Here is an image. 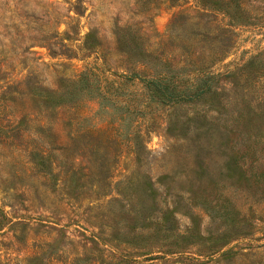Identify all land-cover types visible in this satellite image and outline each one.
Instances as JSON below:
<instances>
[{"label":"rangeland","instance_id":"374dc122","mask_svg":"<svg viewBox=\"0 0 264 264\" xmlns=\"http://www.w3.org/2000/svg\"><path fill=\"white\" fill-rule=\"evenodd\" d=\"M209 2L0 0V264H264V72L244 68L264 61V0H240L242 19L232 22ZM129 44L152 53L148 73L214 75L220 109L211 97L147 102L144 85L123 75L136 68ZM156 57L171 67H155ZM85 70L107 97L49 108L33 89L65 92ZM246 104L257 113L248 129L256 178L236 182L226 136L243 130L236 114ZM217 198L251 228L223 252L197 256L221 228L204 203ZM167 206L205 244L165 254L160 232L144 249L121 241L147 237L144 214L157 219Z\"/></svg>","mask_w":264,"mask_h":264},{"label":"trees","instance_id":"16d2710c","mask_svg":"<svg viewBox=\"0 0 264 264\" xmlns=\"http://www.w3.org/2000/svg\"><path fill=\"white\" fill-rule=\"evenodd\" d=\"M226 1V2H225ZM208 2V1H205ZM213 8L223 11L230 21L236 19H242V12H241V2L240 0H210L209 2ZM86 39L91 38L92 41L95 40L94 35L92 32L86 34ZM93 45L92 47H87L88 49L96 48L98 44L94 41V43L90 44L89 46ZM128 57V60L134 61L136 64V68L134 67L133 71L130 74H123L126 78H135L138 79L145 88V96L147 102H156L157 104H176V103H185L190 101H195L200 98H208L211 97L213 102L219 101V106L215 108V111L220 109L221 103L225 101V97L223 96L224 93L219 94L216 90L217 83L213 76L208 75L205 79H193L188 78L187 80H182L177 72H150L148 73V69L150 70V64L148 63L151 61V52L138 44H129L126 49L125 53ZM154 58V57H153ZM155 59V58H154ZM171 62L164 60L162 58L156 57V63L154 64L155 67L157 65H161L163 67H171ZM128 70V66L125 67ZM245 70L257 76H260L264 72V61L261 57L257 58V66L253 65V60L249 61L245 66ZM239 70H244L243 68H239ZM238 74V73H237ZM242 74V73H241ZM121 75V76H123ZM92 72L89 70H85L80 72L77 76L76 81L79 85H76L71 88L65 90V92L54 93L46 92L43 88L37 87L33 88L34 91H37V95H39L43 104H47L49 108L58 107L64 104L73 103L75 98H79L83 95H95V97H107L102 91V87L96 85L93 86L91 80ZM114 84V82L112 83ZM45 94V95H44ZM219 95V96H218ZM247 111H240L237 115V118L241 121V125L243 124V130L238 132L233 131L232 129L228 130V134L226 136V143H229V147L232 150V153L229 155V169L237 168V181L241 180H253L256 178L255 174L252 173L253 171V164H254V157L256 154L254 148V139H252L248 129L251 127L250 119L253 114L251 112L250 104H246ZM250 116V118H249ZM244 117L248 120L245 121ZM242 135V137H239ZM243 141V142H241ZM247 141V142H246ZM138 145V143H137ZM135 148L134 155H135V163L140 165L142 164L143 158L141 155L136 151ZM249 158V161H247ZM228 164V163H227ZM249 164L248 166H245ZM248 168L251 172L248 173ZM210 183H214V181H210ZM205 185H197L196 189L192 191V199H195L201 192L207 190L209 184ZM148 186H151L148 185ZM149 190V189H148ZM147 191V190H146ZM153 193V195H152ZM154 193L152 188H150L149 196L151 199L154 198ZM201 195V194H200ZM201 197V196H199ZM220 200L217 198L213 203L211 200H205L204 203L207 205V209L213 213V218L218 219L219 225L221 228L214 234H210L208 236L207 243L205 244L202 240L204 236L202 233L198 232L193 227L189 226L184 231H181L178 227L177 219L175 217V210L169 209L167 206L162 212L159 218H154V214L147 213L144 214V222L141 226H143L147 230V237L143 236L141 233L136 234V231L133 232L132 236L126 235L127 237L122 242L129 243L133 245L134 249H144L147 245L151 246L153 244L152 240L155 237H159V233L162 236L163 242H165V250H161V252L165 254H176L185 252L190 247L205 244L203 248H198L196 251L197 256H212L218 252H223L224 246L228 243L229 239L232 237H236L238 235H243L239 233H245L244 231L251 228V224L247 223V219L242 217L239 218L238 215H231L232 210H228V207L223 203H219ZM238 214V212L236 211ZM129 214V213H128ZM132 219V217H131ZM195 228V227H194ZM134 230H137L135 228ZM247 234V233H246ZM149 239L148 244H137V240H147ZM148 251L146 254L152 252L151 250ZM150 251V252H149ZM159 256L150 257L149 259L157 258ZM192 259V258H190ZM127 261V264L133 263V259L130 260L128 258H124ZM101 264H104L101 262Z\"/></svg>","mask_w":264,"mask_h":264}]
</instances>
